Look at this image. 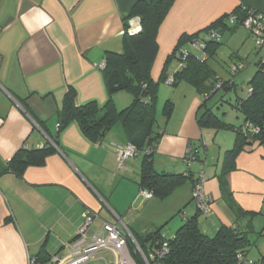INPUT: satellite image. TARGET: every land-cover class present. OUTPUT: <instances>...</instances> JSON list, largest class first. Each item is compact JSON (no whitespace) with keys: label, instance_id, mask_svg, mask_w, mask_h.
I'll use <instances>...</instances> for the list:
<instances>
[{"label":"crops","instance_id":"1","mask_svg":"<svg viewBox=\"0 0 264 264\" xmlns=\"http://www.w3.org/2000/svg\"><path fill=\"white\" fill-rule=\"evenodd\" d=\"M139 1L150 0H0V264L66 258L86 210L96 216L90 235L110 223L138 234L163 227V236L172 238L183 223L182 213H197L192 190L202 172L207 176L205 193L213 198L211 213L199 216L203 234L214 237L222 227L236 224L246 229L250 221L256 234L264 232V228L258 231L264 221V145L237 157L235 168L225 176L229 189L225 197L220 180L234 134L199 127L203 99L186 82L174 87L173 93L167 92L166 82L159 88L165 102H174V111L168 121L163 107L157 111L163 136L153 157L154 168L191 176L165 200L140 195L142 155L118 168L116 146L128 143L120 125L99 143L89 140L76 122L59 131L57 111L70 87L79 106L96 102L103 108L109 101L100 65L107 52L123 53L125 19ZM240 7L264 13V0H177L159 30L153 79L158 82L165 69L166 79L174 74L176 57L166 62L184 34L202 32L204 37L207 27ZM231 29H224L211 65L227 79L232 64L246 62L236 78L246 84L257 71L255 38L242 27ZM224 44L226 52L221 51ZM113 99L119 109L132 102L126 92ZM55 136L58 146L44 165L30 166L20 177L7 171L21 149L41 148ZM189 150L194 156L191 162L186 160ZM238 208L248 215L239 214ZM256 234L251 238L257 248V238L264 236ZM261 245L254 260L264 256V242ZM98 256L96 262L102 264L104 257Z\"/></svg>","mask_w":264,"mask_h":264},{"label":"trees","instance_id":"2","mask_svg":"<svg viewBox=\"0 0 264 264\" xmlns=\"http://www.w3.org/2000/svg\"><path fill=\"white\" fill-rule=\"evenodd\" d=\"M176 1H139L133 6L130 16L125 19V29L128 30L129 21L133 18L140 19L142 29L135 35L124 34L123 53H106L103 75L109 101L103 108H100L96 102L77 105L76 91L70 87L63 99L62 108L57 111L59 131L76 122L83 134L93 143H99L113 127L120 125L128 143L134 144L138 155L143 156L139 188L153 192L154 198L159 200L167 199L176 189L191 179L188 174L158 172L153 164L156 148L163 136L157 112L159 88L160 84L165 83L167 79L166 69L158 82L153 79L152 70L159 52V30ZM231 14L245 16L246 10L240 7ZM229 15L207 27L204 30L206 35L211 29H218L221 33L224 29L233 30L231 29L233 26L230 27L225 21ZM201 34L202 32L193 35L184 34L166 64L170 63L179 50L186 49L189 52L188 58L184 60V66L175 70L172 75L174 82L170 86L176 87L183 81L192 85L202 96L203 111L197 118L201 129H211L216 132L230 131L234 134V145L225 153L224 169L220 180L223 195L229 197L225 176L235 168L237 157L242 152L254 150L255 146L264 145V58L258 57L255 53L257 71L247 83L245 94L240 95L237 92L236 77L244 70L246 62H243L245 67L235 74L230 71L231 74L227 79L219 77L211 62L216 59L222 40L207 41L206 35L201 37ZM197 40L206 42L203 51L189 47L190 42ZM200 52L203 55H200ZM219 91H224L225 94L235 91L237 94L235 101L230 105L243 116L242 125L236 126L222 119L218 113L208 107V100ZM119 92H126L132 96L131 104L122 109L116 106L113 99ZM173 111L174 102L170 99L166 100L162 110L165 121L170 120ZM52 141L38 149H21L9 162L7 171L20 177L30 166L44 165L47 156L53 154L56 150L55 146H58L57 136L53 137ZM237 212L248 215L239 208ZM200 214L202 213L198 208L197 213L192 216H187L183 212V223L172 238L163 236V227L145 234H138L133 230L131 233L149 264H244L249 259L247 257L249 251L256 245L251 238V235L253 237V234H256L251 221L246 229H241L237 224L233 227L224 226L214 237H209L199 228ZM250 215L253 216L252 213ZM256 235L264 236V232ZM163 242L168 243V254L161 259H151L150 257L156 255ZM128 246L137 264H146L141 253L137 251L135 242L129 237ZM239 255L242 257L240 258ZM259 261L264 262V256Z\"/></svg>","mask_w":264,"mask_h":264},{"label":"built area","instance_id":"3","mask_svg":"<svg viewBox=\"0 0 264 264\" xmlns=\"http://www.w3.org/2000/svg\"><path fill=\"white\" fill-rule=\"evenodd\" d=\"M246 10L245 16H237L236 14H230L226 21L230 26L242 27L254 35L256 42V53L258 57L264 58V13L254 8L244 7ZM130 27L125 33L135 35L141 32L140 19L130 20ZM222 33L218 29H211L207 32L206 40H222ZM189 47L203 51L206 47L205 41L197 40L190 42ZM189 52L186 49L176 52V59L178 61L177 69H181L184 66V60L188 58ZM105 62L100 65V68L105 67ZM245 67V63L232 64L230 71L236 73ZM174 82L173 76H170L166 80V84L171 85ZM116 161L119 169L124 168L127 162L135 158L139 153L137 147L132 143H126L116 146ZM188 162L194 160L192 152L189 150L187 155ZM207 176L202 172L198 179L195 181L192 190V199L197 206L198 210L203 214L211 213V205L213 204V198L211 195L205 193L204 185ZM145 199L150 200L154 198L153 192L143 189L140 191ZM95 214L90 210H86L83 214V224L78 230L77 236L68 244L69 254L66 258L61 259L58 257L51 258L48 262H41L37 259H29V264H89L98 260L97 256L101 253H110L113 257V261H109L106 258L100 259L102 264H137L132 256L131 250L128 246V237L131 238L136 246L137 251L141 253L146 264H149L147 257L144 256L141 248L137 245L131 232L126 228L123 229L119 225L106 223L102 231L90 235L88 233L89 228L95 221ZM169 252V246L167 242H163L161 247L157 250L156 255L150 257L151 259H161ZM241 258L242 256L239 255ZM244 264H264L263 261L246 260Z\"/></svg>","mask_w":264,"mask_h":264},{"label":"rangeland","instance_id":"4","mask_svg":"<svg viewBox=\"0 0 264 264\" xmlns=\"http://www.w3.org/2000/svg\"><path fill=\"white\" fill-rule=\"evenodd\" d=\"M226 44H224V46L221 48V51L222 52H226L227 51V47H225ZM220 58L225 61L226 60V57L224 55H220ZM228 61V60H227ZM226 61V62H227ZM255 68V67H254ZM239 75H237L236 78H238ZM170 86V85H169ZM244 86V88H243ZM167 92L168 93H173V88L174 87H167ZM246 89H247V83L245 84L243 82V80L240 78V80L238 81V94L240 95H244L245 92H246ZM236 95L235 94V91H232L231 93L229 94H225L224 91H219L217 94H215L214 96H212L207 104H208V107L212 108L216 113H218L219 117H221L222 119H225L226 121L230 122V123H233L235 124L236 126H239V125H242L243 124V121H244V118L243 116L238 113L234 108L231 107V103H233L235 101V98H236ZM223 99V100H222ZM163 101V102H162ZM161 102L163 104H161ZM165 103V100H163L161 94L159 95V104H158V109H162L163 105ZM158 121H162L161 120V117L158 116ZM220 134H223V135H231L233 134L232 132L230 131H220ZM157 199V198H156ZM158 201H160L159 199H157ZM178 218V217H176ZM171 223V222H170ZM170 223L168 224L167 227H171ZM264 228V221H262V224L258 227V231H260L261 229ZM259 239V245L258 247H252L251 250H250V259L253 260V261H259L258 260H254V258H258L259 256V251L261 249V246L263 247L262 242H264V238H257ZM104 257L106 258L107 260L109 261H113V257L111 256L110 253H101L98 257ZM249 259V260H250ZM89 264H101L100 262H93V263H89Z\"/></svg>","mask_w":264,"mask_h":264},{"label":"clouds","instance_id":"5","mask_svg":"<svg viewBox=\"0 0 264 264\" xmlns=\"http://www.w3.org/2000/svg\"><path fill=\"white\" fill-rule=\"evenodd\" d=\"M132 234V233H131ZM133 236V235H132ZM134 238V237H133ZM93 263V262H92Z\"/></svg>","mask_w":264,"mask_h":264},{"label":"bare ground","instance_id":"6","mask_svg":"<svg viewBox=\"0 0 264 264\" xmlns=\"http://www.w3.org/2000/svg\"><path fill=\"white\" fill-rule=\"evenodd\" d=\"M127 229V228H126ZM128 230V229H127Z\"/></svg>","mask_w":264,"mask_h":264}]
</instances>
